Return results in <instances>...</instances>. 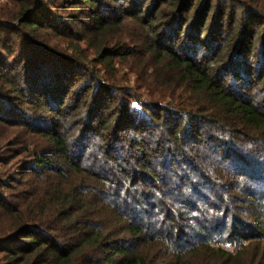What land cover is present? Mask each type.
Wrapping results in <instances>:
<instances>
[{"label": "trees", "instance_id": "trees-1", "mask_svg": "<svg viewBox=\"0 0 264 264\" xmlns=\"http://www.w3.org/2000/svg\"><path fill=\"white\" fill-rule=\"evenodd\" d=\"M0 264H264V0L0 1Z\"/></svg>", "mask_w": 264, "mask_h": 264}, {"label": "rangeland", "instance_id": "rangeland-1", "mask_svg": "<svg viewBox=\"0 0 264 264\" xmlns=\"http://www.w3.org/2000/svg\"><path fill=\"white\" fill-rule=\"evenodd\" d=\"M1 2H4L5 0H0Z\"/></svg>", "mask_w": 264, "mask_h": 264}]
</instances>
